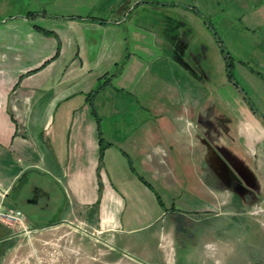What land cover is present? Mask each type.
<instances>
[{"label": "crops", "instance_id": "crops-1", "mask_svg": "<svg viewBox=\"0 0 264 264\" xmlns=\"http://www.w3.org/2000/svg\"><path fill=\"white\" fill-rule=\"evenodd\" d=\"M251 2L256 18L243 16L262 31L240 33L257 36L256 74L264 75V0ZM190 3L168 6L188 23L212 13L209 1ZM166 5L119 1L102 20L43 8L10 13L0 0V210L21 211L28 229L17 235L0 223V263L46 245L37 264H175V213H229L233 203L263 212L262 200L246 197L256 178L243 154L264 144V126L231 84L210 86L225 62L214 31L172 21ZM158 12L169 23L140 22ZM226 112L236 135L223 126ZM261 215L218 224L258 242ZM204 230L199 264H246L232 238Z\"/></svg>", "mask_w": 264, "mask_h": 264}, {"label": "rangeland", "instance_id": "rangeland-1", "mask_svg": "<svg viewBox=\"0 0 264 264\" xmlns=\"http://www.w3.org/2000/svg\"><path fill=\"white\" fill-rule=\"evenodd\" d=\"M53 1V0H51ZM88 1V2H87ZM54 0L53 7L50 8L48 4V0H7V5L10 7L8 12L15 10H22L26 13L27 10H37L38 8H43L47 13L56 14L57 16H76L84 14H89L90 16H98V18L102 20H108V11L110 10L111 4H116L117 2H122L125 0ZM97 4L98 10L93 11L90 10V4ZM136 0H132L135 2ZM151 1H159L167 3L177 2V6L185 7L187 5H191L190 1L192 0H151ZM198 5L199 3L210 2V9L212 13H208L205 11L198 10L197 20L190 19L191 21L188 23L184 18L178 17L174 15V11H172L168 6L165 10L169 12V15H166L172 21H182L185 22V25L190 27L193 31H214L215 36L220 40L221 47L223 49L224 54L228 53L229 60L223 62V68L216 72L214 82L210 86H214L215 91H223V86L227 84H231L236 91L240 93L243 98L245 104H247L250 110L253 113H256L258 120L264 126V75L256 74L258 53L255 51L256 47L254 45L258 44V40H256L257 36L251 37L248 34H242L240 31H262L261 26L262 22L253 21L251 24L245 19L244 14L248 13L250 6H253L251 0H196ZM87 4V5H86ZM245 4V5H243ZM94 5H92L94 7ZM102 6V7H101ZM16 7V8H15ZM34 7L35 9H32ZM96 7V8H97ZM102 8V9H101ZM195 8L198 7L195 5ZM205 8V7H204ZM206 9V8H205ZM224 10L225 13H218L219 10ZM41 10V9H40ZM203 10V9H202ZM207 11V10H206ZM91 12V13H90ZM165 12V11H164ZM11 13V12H10ZM13 13V12H12ZM179 13V11H178ZM251 13H248L250 15ZM136 14L131 15L130 17H134ZM146 20H140L142 24L151 25L152 22H157L162 25H166V19L164 15L160 12L153 13L148 15ZM226 16V17H225ZM243 16V17H242ZM251 16L255 17V14H251ZM242 19L239 21L238 19ZM256 18V17H255ZM245 19V20H244ZM131 21H137L136 19H130ZM170 20V21H171ZM185 20V21H183ZM169 23V21H167ZM189 24V25H188ZM194 26L193 27L191 26ZM198 25V26H197ZM264 29V28H263ZM222 31H231L230 33H224ZM239 44L242 46H252L249 50L241 51L239 48ZM243 62V63H242ZM228 64V71L230 74V79L227 77V73L225 71V66ZM259 76V77H258ZM227 83V84H226ZM211 89V88H210ZM122 103H128L127 98H120L119 106L121 109L126 108ZM217 105L219 104L216 101ZM127 105V104H125ZM217 108V107H216ZM127 109V108H126ZM218 110H222V106L219 105ZM226 116L229 117L230 120L225 121L224 125L226 129L231 132V134L236 135L237 127L235 121L228 116V112H226ZM121 119H123L121 117ZM243 159L247 162V171L251 172L256 180H247L248 185V193H246L248 202L252 204H257V201L262 200L263 212H260L259 207H251L249 206L248 211H246L247 206H239V203H233L231 207L226 208V210H230L229 213H220V214H197L194 219L192 216L175 213L178 219V228L177 234L175 235L174 245H173V261L175 264H199L198 257L203 253V239L202 232H204V227L209 226L212 231L216 232L217 237H221L222 239L232 238L234 244L235 251L233 254L235 256H239L242 254L246 257V260L243 262L246 264H264V237L257 240L251 235L244 236V239L241 240L237 233L232 232L231 236H228V233L224 234V229L222 226L218 224V222H231L233 223V228H235V223L243 222L246 219V216L257 217L256 215L263 214L264 217V144H258L251 150L248 149L246 151V155L243 154ZM186 194V192H183ZM250 193V194H249ZM167 204V203H166ZM166 206V205H165ZM167 207V206H166ZM249 213V214H248ZM183 216V217H181ZM259 217V216H258ZM188 219V220H187ZM190 220V221H189ZM192 220V221H191ZM218 224V225H217ZM19 235V234H18ZM236 236L238 238H236ZM226 237V238H225ZM38 254L36 256H31V258L19 259L17 252L13 251L11 253L12 260L11 264H37V261L34 258H46L49 253V249L47 246H42L41 249H38ZM48 264V262H47Z\"/></svg>", "mask_w": 264, "mask_h": 264}, {"label": "built area", "instance_id": "built-area-1", "mask_svg": "<svg viewBox=\"0 0 264 264\" xmlns=\"http://www.w3.org/2000/svg\"><path fill=\"white\" fill-rule=\"evenodd\" d=\"M0 223L8 227L13 234L23 235L28 233L25 217L18 209L9 207L0 210Z\"/></svg>", "mask_w": 264, "mask_h": 264}, {"label": "trees", "instance_id": "trees-1", "mask_svg": "<svg viewBox=\"0 0 264 264\" xmlns=\"http://www.w3.org/2000/svg\"><path fill=\"white\" fill-rule=\"evenodd\" d=\"M224 59H225V62H226L227 60H229V57L226 54H224ZM225 71L227 73L228 79H230V74H229V71H228V64L225 66ZM93 116H95V115L93 114ZM95 120H96V123L98 124V119H95ZM103 149H104V145L102 143V139L100 137H98V159L99 160L101 159Z\"/></svg>", "mask_w": 264, "mask_h": 264}]
</instances>
